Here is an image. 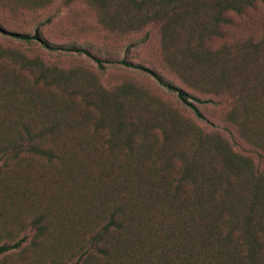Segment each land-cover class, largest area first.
Segmentation results:
<instances>
[{"label":"trees","instance_id":"1","mask_svg":"<svg viewBox=\"0 0 264 264\" xmlns=\"http://www.w3.org/2000/svg\"><path fill=\"white\" fill-rule=\"evenodd\" d=\"M78 2L96 11L109 34L141 39L135 44L152 49L159 67L53 45L39 32L8 31L1 22L0 32L51 51L85 54L99 70L106 64L139 70L175 93L199 121L214 126L200 106L222 110L223 127L206 133L186 124L136 83L108 90L96 73H66L19 56L39 88L32 93L15 80L9 91L17 90L22 102L6 95L11 105L20 102L22 113L33 114L32 108L42 128L32 132L22 114L14 126L8 119L0 157L16 152L58 162L83 205L78 214L59 204L48 205L44 215L30 207L36 214L30 226L43 233L49 223L60 229V221L68 222L72 264H264V35L236 42L226 35L235 18L264 0H0V10L26 15ZM76 78L80 84L70 94L80 96L84 114L60 104L54 90ZM48 136L54 147L41 142ZM9 172L14 178L20 171ZM23 242L1 246L0 254Z\"/></svg>","mask_w":264,"mask_h":264},{"label":"rangeland","instance_id":"2","mask_svg":"<svg viewBox=\"0 0 264 264\" xmlns=\"http://www.w3.org/2000/svg\"><path fill=\"white\" fill-rule=\"evenodd\" d=\"M0 22L8 31L27 35H34L39 32L46 41L53 45L85 48L90 50L92 55L103 59L112 57L120 60L127 59L133 63H144L149 67L158 66L157 58L152 49H142L143 47H138L135 44L141 39L127 35L113 36L109 34L99 23L96 11L85 2H78L70 6L57 3L48 10L29 12L26 15H20V13L10 15L0 10ZM226 35L229 42L263 36L264 5H259L255 10L235 18V24L227 28ZM155 46L157 45H152L157 53ZM19 56H24L26 59H41L48 67L64 70L66 73H80L81 71L96 73L101 83L108 90L115 89L125 82L136 83L156 95L155 97L168 105L171 111L181 114L186 124L196 123L206 133L222 130L224 122L222 110L216 109L212 105L200 106V109L209 121L214 123V126L209 124L210 122L199 121L194 113L179 101L175 93L160 86L152 76L139 70L112 64H106L103 70H99L96 62L85 54L51 51L36 40L25 42L10 38L0 32V73L10 75L9 77L0 76V135H3V138L6 136V131L9 132L4 127L7 120L11 119L10 125L14 126L19 114H22V123L29 126L32 132L42 128V121H39L34 115L32 108L30 109L33 114L22 113L20 102L11 105L14 102L6 95L7 93H14L19 101L22 100L17 90L9 91L12 90L15 80L19 85L32 87L34 89L31 91L32 93H37L39 88L31 79L30 71L26 70L19 62ZM21 73L26 77L22 80L16 79L15 77ZM166 77L177 87L190 91L172 75L166 74ZM79 84L80 80L76 78L72 80L69 86L61 83V87L54 88V90L57 92L56 95L60 104L72 103L75 105L78 114H84L83 109L85 107L80 96L72 97L70 94L71 90H76ZM4 85L8 88L7 92L3 91ZM38 105L37 103V109L40 108ZM65 113L66 109L64 108L60 114L56 115V118ZM90 132L92 133L91 130ZM41 142L50 147L55 146L50 136ZM15 153L12 152L7 156L0 157V247L22 239L24 242L18 249L0 254V264L74 263L77 259L70 258L68 253L70 246L73 247L72 243H74L71 240L68 242V237H71L70 229H72L69 223H61L60 221L58 224L61 225L60 229L52 228L49 223L46 231L42 233L41 230L38 231L30 226V222L36 216L30 207L36 211H41L44 215L48 205L59 204L67 213L78 214L82 211L83 206L81 200L76 197L79 192L72 184L64 182V170L58 162L49 163L26 153H20V155ZM12 170L20 172H17L18 174L13 178L12 172H9ZM11 185L14 186V189L8 190L7 187H11ZM66 194L70 196L66 198ZM63 228L67 230L65 231ZM34 241H36L35 245ZM94 256L92 255L91 258ZM96 259L95 257L94 261ZM131 261L127 260L124 264H132Z\"/></svg>","mask_w":264,"mask_h":264}]
</instances>
